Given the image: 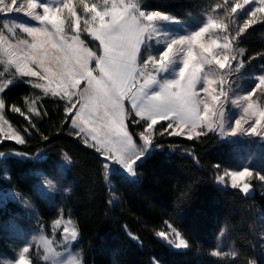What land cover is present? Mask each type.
I'll return each mask as SVG.
<instances>
[{
    "label": "trees",
    "instance_id": "16d2710c",
    "mask_svg": "<svg viewBox=\"0 0 264 264\" xmlns=\"http://www.w3.org/2000/svg\"><path fill=\"white\" fill-rule=\"evenodd\" d=\"M222 2L140 0V6L187 19L211 13ZM239 43L244 61L264 65V20L247 29ZM1 95L6 117L25 142L3 141L0 153L35 156L44 151L47 156L43 160L10 157L3 162L8 185L35 202L37 216L30 218L14 201L0 205V264L22 245L13 221L23 227L36 222L49 232L63 214L77 225L80 237L75 249L83 264H264V183L254 184L250 196L217 183L225 169L237 165L239 155L215 133L204 130L205 135L193 139L161 136L167 128L162 122L163 127L159 124L155 130L156 149L136 166L137 179L113 174L109 185L103 157L72 128L66 100L45 95L26 80ZM13 105L25 115L12 111ZM30 107L40 115L30 113ZM128 129L140 142L143 122L135 125L130 119ZM39 173L60 180L69 193L51 203L37 188ZM169 225L188 247L172 248L157 235L170 232Z\"/></svg>",
    "mask_w": 264,
    "mask_h": 264
},
{
    "label": "snow or ice",
    "instance_id": "6c2138e0",
    "mask_svg": "<svg viewBox=\"0 0 264 264\" xmlns=\"http://www.w3.org/2000/svg\"><path fill=\"white\" fill-rule=\"evenodd\" d=\"M250 4L254 6L242 26L237 28L235 35H230L227 14L237 16ZM216 8L226 14L225 19L209 17L198 30L170 39L161 53L149 55L141 62L140 50L145 41L156 35L157 22L167 21L170 17L158 11H142L138 0H53L52 3L0 0V13H25L41 25L9 26L4 23L3 29L12 33L20 28L32 37V42L8 44V37L0 31V57H7V65L15 68L14 75L35 77L36 82L28 81L34 88L42 89L45 95L66 100L65 110L70 115L72 128L83 134L85 143L95 148L105 160L119 162L132 173L136 161L143 155V147L154 140L156 126L161 121L168 122L167 128L160 132L161 136L165 133L187 134L193 139L194 135H205V129L218 132L221 137L264 136V104L256 100L258 96H264V75L256 78L258 83L247 95L230 100L229 92L224 88L225 75L221 74L225 70L230 74L243 67L240 60L233 68L231 62L236 60L233 44L247 29L264 20V0H223ZM81 30L98 41L99 51L87 46L81 39ZM93 61L95 67H90ZM174 63L180 65L175 77L159 79V74ZM213 66L221 71H210ZM3 76L4 73H0V77ZM12 82L9 79L6 84H0V93ZM153 85L157 86V91H151ZM198 85L205 94L203 97L197 91ZM126 100L131 105L130 110L125 106ZM229 100L241 109L234 124L227 122L225 106ZM5 107L6 102L0 95V142L12 140L22 144L25 142L23 136L3 115ZM12 111L25 115L15 105ZM29 112L40 115L35 107H30ZM130 119L137 125L143 122V130L138 135L144 143L139 148L126 124ZM172 129L176 130L169 131ZM65 159H68L67 155ZM256 175L264 181V175ZM252 176L253 172L248 168L242 171L225 169L217 180L226 183L228 178L232 188L247 194L250 191L248 178ZM48 187L55 190L51 182ZM61 223L56 220L54 227ZM169 228L175 239H169L165 231L157 232V235L178 249L188 247L181 234L171 225ZM63 231L65 245L77 238L74 226L71 229L64 227ZM39 239L46 252L57 255L51 241L44 236ZM30 247H24L11 264H31Z\"/></svg>",
    "mask_w": 264,
    "mask_h": 264
},
{
    "label": "rangeland",
    "instance_id": "374dc122",
    "mask_svg": "<svg viewBox=\"0 0 264 264\" xmlns=\"http://www.w3.org/2000/svg\"><path fill=\"white\" fill-rule=\"evenodd\" d=\"M21 2H23V0H21ZM43 2L52 3L53 0H43ZM138 3L140 6V0H138ZM253 6L254 5L252 4L248 5L245 9L241 10L237 14V16L230 13L227 14L230 17L229 19L230 35H235L237 28L242 26L243 20L247 18V14ZM141 10L145 12H152V11L143 10L142 8ZM39 11L42 12V9H40ZM79 11L80 14L83 16L84 14L82 12V9H80ZM165 15L169 16L170 19L167 21L157 22L155 26L156 35L152 39L145 41L144 45L142 46L139 53V58L141 62H143V60L146 59L149 55L155 56L161 53L165 49L166 44L170 39L189 35L191 32L198 30L201 26H203V24L207 21L209 17L223 20L225 19L226 16L224 12L217 9H215L211 13L209 12L198 17H189L187 19L176 18L168 14ZM4 23H8L9 26L15 24L28 25L34 27L41 26L38 21L28 17L27 15H25V13H15V12L0 13V31H4L5 35L8 37L7 43L11 45H18L19 41H25V40L32 42V37L28 36V34L24 33L20 28H16L14 32L10 33L6 29H3L2 25ZM81 24L83 25V20L81 21ZM49 29H51L50 25H49ZM244 33L238 36L233 44L236 60H233L231 62L233 68H235L237 66V61L242 60L243 67H241L239 71H233L230 74L227 73L226 70L221 73L225 75L224 88L226 91L229 92L230 100L235 99L237 96L240 95H247L248 91L251 88H253L256 83H258V80L256 78L260 75H264L263 64H253L252 62L247 63L246 61L243 60L244 52L241 51L242 49L239 46L240 44L239 41L241 37L244 35ZM68 34L72 35L71 32H69ZM81 39H83L87 44V46L90 47L91 49H93L94 51H99L97 49L98 41H94L86 32H83V30H81ZM86 40H89L90 42ZM19 46L22 47V45ZM0 60L4 61L0 63V73H4V76L0 77V84H6L9 79L13 80V82L10 85L5 86V89L19 82L20 80H26L27 82L31 80L33 82H36L35 77L20 78L17 75H14L15 68L7 65L6 62L7 57H0ZM90 67H95L94 61L90 64ZM179 67H180L179 63L172 64L167 71L161 72L159 74V79L165 80V79L174 78ZM6 68L8 69L7 72H5ZM210 71L218 72L221 70H218L215 66H213L210 69ZM157 90H158L157 86L153 85L151 91L154 92ZM197 91L199 92V95L201 97L205 95L200 85L197 86ZM217 91H219V89H217ZM1 94L2 93H0V95ZM31 100L32 98L29 100V102ZM230 100L228 103H226L225 111L227 114V122L234 124L235 119H238L241 115V109L232 105ZM256 100L257 103L264 104V96H258ZM125 106L129 110L131 109V105L127 100L125 101ZM3 115L7 119L8 123L12 126V128L18 131L11 123V121L6 117L4 110H3ZM162 122H167V121H161L160 124ZM126 124L128 125V121H126ZM175 130L176 129H172L170 131H175ZM205 130L207 131V129ZM213 133H215L222 141L229 143L238 152L239 157L236 160L237 165L235 167H232L231 169H228V171H242L244 168H248L251 172H253V176L248 178V182L250 184V191L249 193L246 194L248 196L252 195L254 193V184L256 185L258 183L260 184L264 183V181L260 180L259 177L256 175L257 173H259V175H264V136L257 137V136L240 135L236 137H221L218 134V132H213ZM176 136L188 137L187 134L176 135ZM89 143H92L90 139H89ZM134 143L139 148L144 142L142 140L140 142H136L134 139ZM154 144H155V133H154V140L150 144L145 145L143 147V155L140 156V158L136 161L132 173L127 171L126 168L121 163L116 161L105 160L104 156L100 154L105 161V168H106L105 174L107 175L108 184L112 185L110 176L113 174H120L123 177L128 178L130 180H136L137 179L136 166L140 162H142L146 157L152 154V152L156 149V146H154ZM46 156L47 153H45L44 151H41L35 156H30L15 152L0 153V163H1L0 165H3V162L10 157H18L23 160H30V159L43 160L46 158ZM9 180L10 179L8 175V170L3 165L2 174L0 175V205L5 206L8 202L14 201L16 203H19L21 206H23L27 215L30 218L36 217L37 207L35 205V202L30 197H27L26 195L12 189L8 185ZM48 182H51L52 184L55 185L54 191L48 187ZM217 183L223 187L226 186L231 187V182L230 179L228 178H226V183H220L218 180ZM37 188L41 192L43 197H45L51 203H55L59 195H62L64 193H69V188L65 186L60 180L54 179L52 177H47L42 173H39ZM58 220L62 221L61 225L59 227H54V223H55L54 222L49 232L45 230L43 225H38L36 222H34L31 226L23 227L18 222L13 221L12 222L13 230L22 237V245L14 252L13 255L3 257L2 258L3 264H11V262L15 261L16 258H18L20 251L24 247L30 245L31 247L28 253V258L31 261V264H34V258L37 259V264H74V262L76 261H78L79 264H83L81 253L75 249V244L77 243L80 237L76 223L65 214L61 215V217ZM73 226L76 228L77 238L67 243V245H65L64 237L66 234L64 233L63 229L64 227H69L71 229ZM167 233L169 239H175L171 231ZM40 236H44L46 240L52 242L51 247L54 250V252L57 253V255L52 256L48 252H46L44 243L39 239ZM165 241L172 248L178 249L174 246V244L169 243L167 240ZM180 249L182 250L185 248H180ZM46 256H48V259H45Z\"/></svg>",
    "mask_w": 264,
    "mask_h": 264
},
{
    "label": "crops",
    "instance_id": "0c3cea01",
    "mask_svg": "<svg viewBox=\"0 0 264 264\" xmlns=\"http://www.w3.org/2000/svg\"><path fill=\"white\" fill-rule=\"evenodd\" d=\"M78 131V130H77Z\"/></svg>",
    "mask_w": 264,
    "mask_h": 264
}]
</instances>
